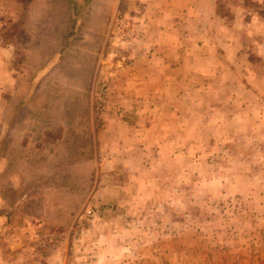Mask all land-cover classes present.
I'll use <instances>...</instances> for the list:
<instances>
[{
	"label": "rangeland",
	"instance_id": "374dc122",
	"mask_svg": "<svg viewBox=\"0 0 264 264\" xmlns=\"http://www.w3.org/2000/svg\"><path fill=\"white\" fill-rule=\"evenodd\" d=\"M170 1L0 0V264H264V14Z\"/></svg>",
	"mask_w": 264,
	"mask_h": 264
},
{
	"label": "crops",
	"instance_id": "0c3cea01",
	"mask_svg": "<svg viewBox=\"0 0 264 264\" xmlns=\"http://www.w3.org/2000/svg\"><path fill=\"white\" fill-rule=\"evenodd\" d=\"M200 1V3H199ZM204 0H187V6L181 12L178 11L179 20H176V11L173 9L175 7L174 0L168 3L166 7V17L170 19L166 21L165 26L162 29L167 30H183L184 34L182 36V49L181 54H189L188 49L190 46H201L205 45L209 47V51L213 52L218 50V42L215 38L211 37L202 30L206 27V22H208L211 16H208V9L204 8ZM231 6V12L239 15H245L247 22L246 26L252 30L258 29L257 22L260 21L259 15L264 14V0H233ZM131 6L129 11H133L135 16V30H153V34L157 35L160 23L163 19L160 17L159 0H130ZM172 5V6H171ZM171 6V7H170ZM217 15V12L216 14ZM208 18V19H207ZM129 25L131 23L128 22ZM170 35V34H169ZM141 37V34H138ZM199 38V39H197ZM192 40V41H191ZM202 40L204 42H202ZM138 45H142V38H136ZM136 45V44H135ZM182 59H186L182 54ZM142 71H138V75H141ZM137 73L135 71L134 76ZM182 79V84L184 85L185 73L180 77ZM175 93L174 89L168 90L166 96H173ZM176 95V94H175Z\"/></svg>",
	"mask_w": 264,
	"mask_h": 264
},
{
	"label": "trees",
	"instance_id": "16d2710c",
	"mask_svg": "<svg viewBox=\"0 0 264 264\" xmlns=\"http://www.w3.org/2000/svg\"><path fill=\"white\" fill-rule=\"evenodd\" d=\"M73 32L71 31L69 34H72ZM69 36V35H68Z\"/></svg>",
	"mask_w": 264,
	"mask_h": 264
}]
</instances>
